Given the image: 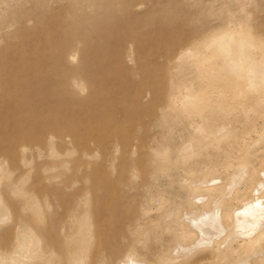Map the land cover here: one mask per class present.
<instances>
[{
  "label": "bare ground",
  "instance_id": "obj_1",
  "mask_svg": "<svg viewBox=\"0 0 264 264\" xmlns=\"http://www.w3.org/2000/svg\"><path fill=\"white\" fill-rule=\"evenodd\" d=\"M93 3L82 4L86 11L82 22L95 16L97 6ZM90 24L92 29L99 25ZM67 28L71 29L68 25ZM254 39L253 35H242L235 41L222 35L204 41L201 47L207 50V56L203 58L198 49H187L174 62L176 68L166 83L153 85L146 81L140 85L141 95L133 107L127 104L128 90L121 82L107 81L104 88L97 81L96 85L91 72L84 76L72 68L70 73L57 74L56 67L73 64L76 54L69 51L60 53L61 57L52 59L49 66L44 59H28L21 69L14 70L11 78L0 83L4 92L0 94V154L9 147L19 150L22 166H29V152L40 158L46 155L50 163H45L28 188L33 170L13 182L15 171L9 172L6 159L0 156V264H264V173L262 180H256L258 172L249 162L250 146L246 144L239 150L237 165L211 167L214 173L222 172L223 178L210 181L205 172L194 176L196 167L189 160L199 148L220 149L223 142L235 138L230 129L213 128L205 135L199 127L198 135L181 149L176 162L170 161L171 153L165 145L174 130L172 122L180 116L202 115L209 110L212 116L229 122L248 104L264 102V41L257 37L261 44L257 47ZM86 58L88 62L95 60L93 55ZM218 59L223 62L220 67L216 65ZM124 62V56L118 54L114 68L123 69ZM192 64L195 75L202 80V90L181 99L166 94V87L179 90L180 69ZM101 69L107 72L109 68ZM92 85L97 90L92 92ZM88 91L92 98L77 99V104L87 108L82 111L84 118L67 121L69 113L63 112L64 115L57 110L63 96L80 98ZM162 97L165 103L159 105ZM146 106L152 113L145 114ZM68 109L73 111L71 104ZM260 116L264 119V111ZM60 117L67 122H60ZM98 117L100 120L96 121ZM147 126L159 127L163 131L160 139L152 133L153 129L146 136L135 133ZM82 128L88 134L81 138L77 131ZM123 128L131 138L115 139L114 133L122 134ZM61 131L68 133L65 137L71 146L84 149L87 159H98L103 151V160L114 172H118L115 161L120 155L124 159L126 154L146 148L151 157L145 174L149 181L141 185L146 194L141 197L128 193V205L124 206L130 207L125 208L128 212L119 203H98L92 188L87 186L67 195L75 189V182L69 178L61 184L56 163L62 162V168L69 170L71 162L66 157L73 158L76 150H58ZM10 132L16 136L7 137ZM99 132L106 136L100 137ZM158 140L165 146L156 148ZM234 144L230 145L233 149ZM91 145L95 151L88 153ZM253 145H264V131L257 133ZM170 167L186 170L191 176L179 179L187 191L186 206L169 203L167 195L152 192L154 182ZM140 175L132 168L128 186L109 185L113 198L127 196L131 181ZM58 181L60 187L56 185Z\"/></svg>",
  "mask_w": 264,
  "mask_h": 264
},
{
  "label": "rangeland",
  "instance_id": "obj_2",
  "mask_svg": "<svg viewBox=\"0 0 264 264\" xmlns=\"http://www.w3.org/2000/svg\"><path fill=\"white\" fill-rule=\"evenodd\" d=\"M89 2H94L95 4H93L99 8L96 7L94 10L93 15L95 16L90 17L92 20L82 22L86 13L83 11L82 4ZM96 14L99 16L97 17ZM92 22L99 23V25L92 29L89 27ZM71 24H75L77 28L74 29L75 26L73 27ZM67 25L71 27L70 30ZM222 35H229L235 41H238L242 35H253L255 46L260 47L261 44L257 37L264 41V0H0V83L11 78L12 72L21 69L28 59H44L45 65L49 66L52 59H58L61 57L60 53L69 51L76 54L73 57V64L63 63L56 67L57 74L70 73L72 70L69 71V69L74 68L81 71L79 74L84 76L91 72L94 75V82L97 81L104 88H107V81L121 82L128 90L127 104L129 107H133L135 99L141 95L140 85L143 82L149 81L155 85L167 81L170 72L176 68L174 62L183 52L187 49H198V55L203 58L207 56V50L201 47L202 42L212 41ZM67 39L71 41L69 44L66 42ZM118 54L124 56L125 67L123 69L114 68ZM91 55L95 60L88 62L86 57ZM222 64L221 59L216 61L217 66L220 67ZM101 68L110 70L104 72ZM101 71L104 73L102 74ZM194 72L196 70L193 64L180 69L178 74L179 90L166 87L165 93L170 97L173 95L181 99L200 92L203 87L202 80L200 81ZM193 76L195 77L193 78ZM195 81L198 82L195 83ZM99 84L96 83V85ZM196 85L197 87H195ZM91 88L92 92L97 90V86L93 89L92 85ZM2 93L4 92L0 88V94ZM64 96L62 106H58L57 110L65 112V114L69 113L67 121L82 120L84 118L82 111H86L87 108L77 104V99L92 98L91 91L85 92L80 98ZM164 100L162 97L159 105L164 104ZM255 103L248 104L243 112L240 111L229 122L212 116L209 110H205L202 115L201 113H190L177 118L172 122L174 124L173 132L166 131L169 135L165 145L169 147L171 153L170 161L176 162L179 159L181 149L183 150L191 143L193 137L198 135L199 127L203 128L205 135L214 130L213 128L226 127L232 131L234 137L236 136L228 141L235 142V148L230 146L233 142L226 141L222 143L220 149L199 148L198 151H200H197L189 160L193 167L198 168H193L194 172L197 171L194 176L205 172L206 178L210 181L223 178L222 170L221 173H214L210 170L211 167L224 168L230 164L237 165L239 162L238 152L247 144L251 149L249 162L258 172L256 180H262L264 145L254 146L253 143L257 139V133L264 131V119L260 118L261 112L264 111V102ZM70 104L73 111L68 109ZM94 111L95 108H92L91 112ZM148 113H152V111H149L146 106L145 114ZM59 119L60 122H67L63 117ZM98 120H100L99 117L96 121ZM248 120L251 122L247 123ZM214 121L215 123H213ZM151 129H153L152 133L160 139L163 131L159 127H142L135 133L146 136ZM67 134L66 131L59 133L62 138H58L57 148L61 153H65L67 149L73 147L76 150L73 158L65 156L71 162L70 169L62 168V162L56 163L58 170L56 174L60 177L61 184L69 178L75 182V189L68 191L67 195L76 194L87 186L92 188L98 203H119L124 208L128 205L126 200H128L129 194L138 193L141 197L146 194L145 187L141 186L149 181L145 174L151 164V157L146 148L135 151V154H126L124 159H120V155L119 159L115 161V168H118V172H114L110 168L109 162L103 160V151L100 152L98 159H87L84 157V149L78 145L71 146L69 144V139L65 137ZM87 134L88 131L84 128L77 131V135L81 138ZM97 134L100 137L106 136L104 132ZM114 134H117L115 137L117 140L131 138V134L128 135L125 128H123L122 134L117 131ZM13 135L10 132L7 137L11 138ZM160 142L161 140H158L155 143L156 148L165 146H162L163 143ZM106 149L108 150V148ZM93 151L95 150L91 145L87 152L93 153ZM0 156L6 159L7 170L15 171L12 176L13 182L20 181L30 169L33 170L28 188L32 187L37 173L45 166V163H50L46 155L40 158L29 152L27 159L30 164L22 166L19 150L9 149V147H6ZM38 159L40 160L38 161ZM94 161H97V164L91 166ZM132 168L140 172V178L131 181V187L126 190L127 196L113 198L114 192L108 188L109 185L128 186ZM170 168L172 169H169L168 173L159 177L155 181L156 183L154 182L156 185H153L152 192L155 195H167L169 203L186 206L187 191L181 187L179 179L189 174L186 170ZM189 177L191 176L187 178ZM59 181L56 184L58 187H60ZM245 188L243 187V190ZM126 209L125 211L128 212L129 209ZM157 215L154 214V216ZM149 233L151 234L150 231ZM60 256L63 257V252H60Z\"/></svg>",
  "mask_w": 264,
  "mask_h": 264
}]
</instances>
